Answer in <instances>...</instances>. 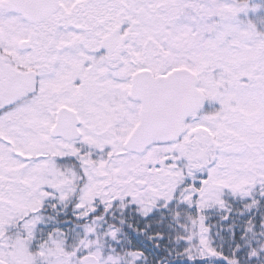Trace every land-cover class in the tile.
<instances>
[{"label": "snow or ice", "instance_id": "6c2138e0", "mask_svg": "<svg viewBox=\"0 0 264 264\" xmlns=\"http://www.w3.org/2000/svg\"><path fill=\"white\" fill-rule=\"evenodd\" d=\"M0 264H264V0H0Z\"/></svg>", "mask_w": 264, "mask_h": 264}]
</instances>
